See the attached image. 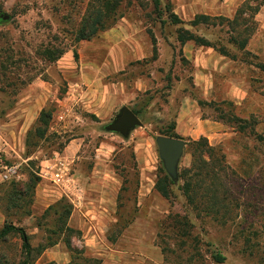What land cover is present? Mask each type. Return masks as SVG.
I'll list each match as a JSON object with an SVG mask.
<instances>
[{
    "label": "rangeland",
    "instance_id": "rangeland-1",
    "mask_svg": "<svg viewBox=\"0 0 264 264\" xmlns=\"http://www.w3.org/2000/svg\"><path fill=\"white\" fill-rule=\"evenodd\" d=\"M90 1L0 0L10 15L0 21V228H24L33 246L55 241L38 264H66L72 251L98 264H264V0H162L235 58L180 44L178 26L163 24L151 0H119L108 27L75 41ZM247 5L259 10L246 53L227 42L226 22L187 24L197 14L231 20ZM61 47L58 59L44 58ZM123 106L141 120L127 136L105 128ZM49 107L48 123L38 122ZM172 133L185 146L165 198L154 187L168 175L155 138ZM200 136L224 153V170L205 176L208 203L210 184L218 186L215 208L190 204L181 190L189 142ZM10 185L25 206L9 208ZM61 208L80 231L70 249ZM20 256L18 235L0 240L1 263Z\"/></svg>",
    "mask_w": 264,
    "mask_h": 264
},
{
    "label": "trees",
    "instance_id": "trees-1",
    "mask_svg": "<svg viewBox=\"0 0 264 264\" xmlns=\"http://www.w3.org/2000/svg\"><path fill=\"white\" fill-rule=\"evenodd\" d=\"M153 5V10L161 18L163 24H173L177 25L176 30V39L180 44H184L187 41H194L198 45L210 46L213 49L217 50L219 53L232 56L234 55L229 53L225 45H217L216 43L210 41L203 35H198L192 32L189 28H186V24L178 15L173 11L172 6L169 2L162 3V0H151ZM119 5V0L113 2L112 0H91L88 3L84 17L82 18L81 24L78 27L75 35V41H80L83 39H89L96 35L98 31L108 27L111 22L109 19L116 14L117 6ZM259 10L258 7H252L247 5L245 7H240L236 11L234 17L230 20L224 17H211L206 14H197L192 20L189 21V25L197 26L199 24H214L215 20H219L221 23L226 22L228 29L230 30V37L227 41L231 45L235 46L241 52L245 51V46L250 38L252 32L256 27V22L254 20V14ZM249 12L248 16H245L244 13ZM165 17L163 18V16ZM65 51V48H56L48 51L46 55H43L44 58L50 61L58 59ZM74 56H77L76 51H74ZM263 67V65H261ZM135 114L137 111L133 110ZM52 113V108L48 109L43 108L39 114L38 122L47 124L48 119H50ZM39 129V126L37 127ZM240 129L245 128V125H239ZM172 137H178L175 133L170 134ZM261 139V135H258ZM190 155H191V165L190 167L184 169L182 174L184 177L183 185L181 190L186 196V200L190 204H196L199 201L204 205V208H215V200L212 198L214 195L215 189L218 187L217 183L212 181L211 185V201L208 203L204 198V184L205 176L209 175L211 178L218 176L220 172L224 170V153L220 150L218 146L209 144L208 140L204 136H200L196 140H191L189 142ZM193 176L196 178L193 179ZM217 178V177H216ZM30 183L26 184V188L29 190H34L37 180L30 178ZM174 180L168 177V175L158 176L154 187L155 189L165 198H169L172 192V185ZM10 192L12 194L8 195L7 200L10 202L9 208L16 207L21 208L25 206L28 202L25 201V193L20 191V187L15 185H10ZM215 201V202H214ZM217 204V203H216ZM57 222L64 226L65 231L68 233V236L64 238L66 246L71 248L70 235L75 233L80 235L79 230L72 229L66 224L67 217L70 214V209H59L56 210ZM9 234H16L21 239V256L17 262H9L7 259L0 264H38L36 262L39 255L49 246L56 244L55 241L50 240L44 243H39L35 246L31 244L29 234L24 230V228L16 226L12 223L4 222L0 228V240L6 238ZM76 254L77 258H81L84 264H98L99 260L96 258H82L79 257V251H72ZM76 257L72 261L66 264H81L77 263L79 261ZM212 257L215 262L225 261V255L220 251H214ZM76 258V259H75ZM43 264H56L54 262H46Z\"/></svg>",
    "mask_w": 264,
    "mask_h": 264
},
{
    "label": "water",
    "instance_id": "water-1",
    "mask_svg": "<svg viewBox=\"0 0 264 264\" xmlns=\"http://www.w3.org/2000/svg\"><path fill=\"white\" fill-rule=\"evenodd\" d=\"M10 15L5 12H0V21H7ZM141 120L138 115L127 106L119 109V112L114 119L108 123L105 128L108 131L118 132L122 136H127L131 129L139 125ZM158 148L159 157L163 161L164 168L171 179L177 177V166L181 158L185 146L182 138L172 137L160 134L155 138Z\"/></svg>",
    "mask_w": 264,
    "mask_h": 264
},
{
    "label": "built area",
    "instance_id": "built-area-1",
    "mask_svg": "<svg viewBox=\"0 0 264 264\" xmlns=\"http://www.w3.org/2000/svg\"><path fill=\"white\" fill-rule=\"evenodd\" d=\"M54 177L56 180H60L61 174L59 172H55Z\"/></svg>",
    "mask_w": 264,
    "mask_h": 264
}]
</instances>
